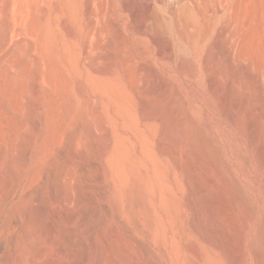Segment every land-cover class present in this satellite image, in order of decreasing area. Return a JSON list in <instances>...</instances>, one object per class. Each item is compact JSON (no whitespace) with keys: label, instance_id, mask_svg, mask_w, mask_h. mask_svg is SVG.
I'll return each instance as SVG.
<instances>
[{"label":"rangeland","instance_id":"obj_1","mask_svg":"<svg viewBox=\"0 0 264 264\" xmlns=\"http://www.w3.org/2000/svg\"><path fill=\"white\" fill-rule=\"evenodd\" d=\"M118 137L158 238L142 177L114 196ZM209 253L264 264V0H0V264Z\"/></svg>","mask_w":264,"mask_h":264},{"label":"bare ground","instance_id":"obj_2","mask_svg":"<svg viewBox=\"0 0 264 264\" xmlns=\"http://www.w3.org/2000/svg\"><path fill=\"white\" fill-rule=\"evenodd\" d=\"M17 18H19V17H17ZM18 28H20V27H18ZM102 85L104 87H109L105 83H102ZM141 146H142V149H143L145 154H147V155L150 154V152H151L150 142H149L148 137L145 134L141 135ZM108 161L111 164L113 172L117 178V184L115 185V188H114V196L116 197V199L119 198V200H120L122 198V196H121L122 195V188L125 185L127 186V184H129L131 182V180L133 183L131 182L132 187L130 186L131 188H130L129 192H131V193H129V194H131V196L134 197L135 193H136L135 191L137 190L136 185H134V184H136L138 177L143 178V181L145 182V189L142 190L143 187L141 188V185L137 184V186L139 185L138 188H141L142 191H141V193H139V195H137L138 197L135 199V201L145 211L146 219L153 229L154 236L158 238L160 236V226H162L163 225L162 223H164V222L161 221L162 217L160 215H159L160 217L156 216L157 214L155 213V211L153 209L152 199H151V193L153 192V184H152L151 179L149 178L150 175H148L147 170L141 166L138 158L135 156L133 151L130 149L129 143L124 142V140L122 138H119V137L114 142L113 150L108 155ZM162 166L159 162L154 163V172L156 175L159 174L160 172H162V174H163V171L165 170V168H164V166L163 167ZM163 168H164V170H163ZM164 173H165V171H164ZM158 179H159V175H158ZM138 181H137V183H138ZM159 185H160V195H159L160 203H162L164 208H167L168 204L170 203V204L174 205L172 207L174 209L175 204H177V203H175V200H174L176 193L173 194L174 192L171 191V190H173V188H170L172 186H169V184H166L164 182L163 183L160 182ZM139 192H140V190H139ZM136 194H138V191ZM152 194H155V193H152ZM173 195H175V196L173 197ZM131 196H129V197H131ZM152 196L154 197V195H152ZM177 200L178 199H176V201ZM177 202H179V201H177ZM164 208H162V211H165L164 213H166V209H164ZM178 209H177V211H178ZM168 211L169 210L167 209V212ZM189 242H191V240ZM192 242H193V239H192ZM193 243H195V242H193ZM32 244H33V242H32ZM41 249H40V251H41ZM48 250H50V249H48ZM38 254L40 255V252ZM206 255L207 254H205V259L208 262L207 264H218V262H217L218 260L217 261L214 260L213 259L214 257H211L210 253L207 257H206ZM11 264H12V262H11Z\"/></svg>","mask_w":264,"mask_h":264}]
</instances>
